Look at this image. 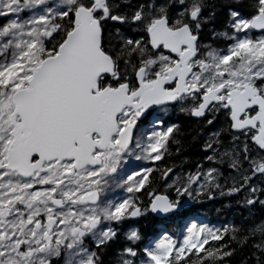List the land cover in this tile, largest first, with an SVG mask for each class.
I'll use <instances>...</instances> for the list:
<instances>
[{
  "label": "snow or ice",
  "instance_id": "1",
  "mask_svg": "<svg viewBox=\"0 0 264 264\" xmlns=\"http://www.w3.org/2000/svg\"><path fill=\"white\" fill-rule=\"evenodd\" d=\"M0 18V264H264V0H0ZM176 115L198 124L192 170L159 164L183 150ZM217 197L238 221L134 223Z\"/></svg>",
  "mask_w": 264,
  "mask_h": 264
},
{
  "label": "trees",
  "instance_id": "2",
  "mask_svg": "<svg viewBox=\"0 0 264 264\" xmlns=\"http://www.w3.org/2000/svg\"><path fill=\"white\" fill-rule=\"evenodd\" d=\"M4 20L1 18L0 23ZM173 120L177 122V117L174 116ZM181 125V133L178 137L183 142V150L180 155H174L167 161L159 162L160 166L163 167L165 163L181 165L183 159H187L189 163L184 164L182 167L184 170H192L195 165L202 158V153L199 150L197 144H192L191 138L194 135V130L198 127L196 121L185 118ZM175 151V146L173 148ZM230 201L227 198L217 197L215 200H205L203 202H194L193 205L187 211H180L174 215L171 221L166 219H158L156 216H150L147 219H141L135 221L138 223L142 229L147 233L149 239H153L155 235L159 232L170 229L176 232L177 235H182L183 227L186 225L190 215H199L204 223H209L212 225L220 226L227 221L233 219L239 220V212L241 209H237L235 206L232 208H225L224 205L228 204ZM217 209H221L217 212ZM247 250L245 252L238 254L232 260V264H240L242 258L246 257ZM106 264L112 259L111 255L105 258Z\"/></svg>",
  "mask_w": 264,
  "mask_h": 264
},
{
  "label": "rangeland",
  "instance_id": "3",
  "mask_svg": "<svg viewBox=\"0 0 264 264\" xmlns=\"http://www.w3.org/2000/svg\"><path fill=\"white\" fill-rule=\"evenodd\" d=\"M145 165H147V162L134 161V160H132V161L129 162V165L126 166V170H127L128 172H131V171H133V170H138V169L141 168V166H145ZM121 195H123V193H121ZM188 201H190V200H188ZM188 201H186V202H188ZM192 216L195 217L196 215H192ZM192 216H190L189 219H191ZM197 217H198V216H196V218H195L196 220H197ZM189 219H188V221H189ZM188 221H187V223H188ZM187 223H186V224H187Z\"/></svg>",
  "mask_w": 264,
  "mask_h": 264
},
{
  "label": "flooded vegetation",
  "instance_id": "4",
  "mask_svg": "<svg viewBox=\"0 0 264 264\" xmlns=\"http://www.w3.org/2000/svg\"><path fill=\"white\" fill-rule=\"evenodd\" d=\"M176 117H177V122L176 123H178V124H181L185 118H187V119L189 118L192 121H196L195 118H190V117L183 116V115H176Z\"/></svg>",
  "mask_w": 264,
  "mask_h": 264
},
{
  "label": "water",
  "instance_id": "5",
  "mask_svg": "<svg viewBox=\"0 0 264 264\" xmlns=\"http://www.w3.org/2000/svg\"><path fill=\"white\" fill-rule=\"evenodd\" d=\"M185 208H187V206H184V208H183L182 210H184ZM157 217H159V218H163V217H160V216H157Z\"/></svg>",
  "mask_w": 264,
  "mask_h": 264
}]
</instances>
